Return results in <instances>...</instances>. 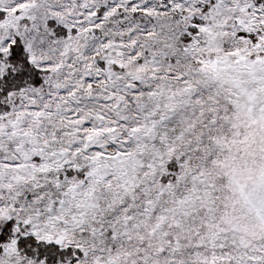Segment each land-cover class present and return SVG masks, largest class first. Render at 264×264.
Here are the masks:
<instances>
[{
	"label": "snow or ice",
	"instance_id": "snow-or-ice-1",
	"mask_svg": "<svg viewBox=\"0 0 264 264\" xmlns=\"http://www.w3.org/2000/svg\"><path fill=\"white\" fill-rule=\"evenodd\" d=\"M0 264H264V0H0Z\"/></svg>",
	"mask_w": 264,
	"mask_h": 264
}]
</instances>
